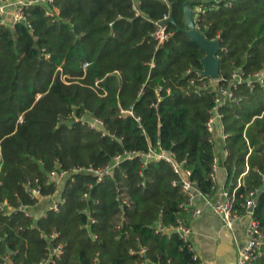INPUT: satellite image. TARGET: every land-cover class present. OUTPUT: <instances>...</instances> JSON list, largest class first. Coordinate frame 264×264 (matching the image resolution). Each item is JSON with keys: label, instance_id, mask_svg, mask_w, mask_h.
<instances>
[{"label": "trees", "instance_id": "16d2710c", "mask_svg": "<svg viewBox=\"0 0 264 264\" xmlns=\"http://www.w3.org/2000/svg\"><path fill=\"white\" fill-rule=\"evenodd\" d=\"M30 1L21 22L0 24V205L13 209L0 211V264H42L52 233L58 237L50 245L63 250L49 264H198L168 231L185 220L179 206L186 197L164 161L123 160L99 183L74 174L60 184L57 212L33 218L18 209L37 204L24 191L35 179L43 195L59 191L47 179L51 170L102 168L124 152L149 149L172 153L199 192L215 194V145L205 124L216 88L199 74L202 49L177 30L190 0ZM227 2L201 3L195 26L218 42L217 84L234 95L218 108L225 189H236L239 214L256 191L252 217L264 233V84H248L264 69V0ZM164 16L171 22L158 44ZM84 115L101 120L105 136L74 122Z\"/></svg>", "mask_w": 264, "mask_h": 264}, {"label": "built area", "instance_id": "2783aa9c", "mask_svg": "<svg viewBox=\"0 0 264 264\" xmlns=\"http://www.w3.org/2000/svg\"><path fill=\"white\" fill-rule=\"evenodd\" d=\"M51 1V0H49ZM199 3L195 8H192L194 23L197 20L198 15L203 12L204 7L201 3L212 1L214 3H219L223 0H194V2ZM226 6H230V0H228ZM33 3L30 0H0V24L14 26L16 23L21 22L25 18V12L28 7ZM169 17L164 16L163 19L156 23L157 30L154 34L155 39L158 44H162L166 39L167 35L165 34L166 21ZM233 78L241 81L240 75H233ZM219 80V79H218ZM218 80H212L209 84L216 88V98L214 100V106L210 111L208 121L205 124L206 131L211 135L210 141L214 143V135L217 134L218 137L224 142L225 136L221 129V115L218 112V108L227 100H232L234 95L231 89L226 88L222 85H218ZM258 82L259 84H264V69L260 72L255 73L251 80L248 82ZM121 113H129L132 115L131 111H121ZM74 122H79L82 125L86 126L88 129L101 132L102 136H105L103 131V122L95 117L84 115L81 117H74ZM219 129V130H218ZM219 133V134H218ZM224 154L226 156L227 152L224 149ZM134 157H141L145 161H164L168 163L173 172L179 177L178 181H173V186H178L183 195L186 197V201L182 203L179 207L182 212L188 214L190 217H196L201 214V210L194 206L196 198H201L204 200L210 207L212 213L216 215L224 226L227 229H231L233 225L242 219L247 220V226L245 229V242L243 246L238 250L235 264H261V259L264 255V233L261 229L260 224L253 219V210L255 207V195L256 191L250 192L248 198L245 200L244 204L241 205V208L245 210L243 214H239L234 210V193L236 189H233L230 194L229 191L224 189L222 192L223 201L211 202L212 196L209 194L201 193L196 189L195 183L189 180L190 170L184 168V162H176L175 157L172 153L165 150H152L149 149L146 153L142 152H124L121 155L115 156L107 165L102 168H83L75 167L69 170H51L48 175V181H56L61 183L66 180L68 177L78 174V173H88L93 175L96 182L99 183L106 176H110L115 166L120 162L126 159H132ZM217 172V159L214 157L213 163L211 166L210 178L214 182V189H216L215 175ZM262 179L264 181V173L262 174ZM37 179H35L32 184L29 182L24 191L32 201H37V204L44 200H49L47 211L57 212L62 199L60 197V189L58 192L52 195H43L41 193L40 186H38ZM240 185V181L237 182V187ZM88 197L86 194L83 195V199ZM123 204H127L126 201H123ZM27 207V206H26ZM25 206L19 205L18 209L23 211L27 216H30L25 212ZM251 209V210H250ZM0 211L4 212L6 215H10L13 209L5 201L0 205ZM84 212L87 213L86 210ZM89 223H95V219L89 217ZM162 230V229H161ZM168 231L175 233L178 238L185 243L186 247L193 253L192 259L198 261V264H203L196 254L193 251L192 245L188 242V237L191 233V229L188 226L187 222L183 218H178L174 225L170 226ZM44 237L43 235L40 236ZM58 237L57 233H52L46 238L48 245L45 247V250L49 253V257L46 260L42 261V264H49L53 262V258L59 257L62 254L63 245L57 244L55 246L50 245V241ZM93 239H96L95 235L91 236ZM141 253L144 252V249H141ZM94 264H98V260H94Z\"/></svg>", "mask_w": 264, "mask_h": 264}, {"label": "crops", "instance_id": "0c3cea01", "mask_svg": "<svg viewBox=\"0 0 264 264\" xmlns=\"http://www.w3.org/2000/svg\"><path fill=\"white\" fill-rule=\"evenodd\" d=\"M192 8L193 6H191V10ZM215 152L217 159L216 191L211 198V202L224 200L222 192L225 189L226 182L224 148L222 158L216 148ZM59 189H62L61 185ZM40 203L41 205L38 208H36L37 204L31 206V213H28L26 209L25 212L33 218L44 215L48 209L49 200H44L38 204ZM194 206L201 210V214L193 218L185 214V221L191 229L188 242L192 245L196 256L203 264H235L237 252L245 242L247 220L242 219L235 223L231 229H227L221 220L212 213L209 205L204 200L196 198Z\"/></svg>", "mask_w": 264, "mask_h": 264}, {"label": "water", "instance_id": "95a60500", "mask_svg": "<svg viewBox=\"0 0 264 264\" xmlns=\"http://www.w3.org/2000/svg\"><path fill=\"white\" fill-rule=\"evenodd\" d=\"M192 1L193 0H190L184 6V29L178 28L177 30L183 32L204 52V57L201 60L203 69L199 71V74L212 80H218L219 60L217 59L216 54L219 50V44L216 41H207L204 36L197 30L193 19V11L191 10ZM168 22H171L170 17L168 18L166 23ZM36 225L37 222H34V226Z\"/></svg>", "mask_w": 264, "mask_h": 264}, {"label": "rangeland", "instance_id": "374dc122", "mask_svg": "<svg viewBox=\"0 0 264 264\" xmlns=\"http://www.w3.org/2000/svg\"><path fill=\"white\" fill-rule=\"evenodd\" d=\"M191 6H192V5H191ZM194 8H195V7H194ZM214 142H215V148L217 149L218 154H219L220 157H221V156H222V153H223V148H224V146H223L222 139H221L220 137H218L217 134L214 135ZM214 153H215V155H216L215 149H214ZM221 158H222V157H221ZM221 158H220V159H221ZM57 184L60 186V183H57ZM41 202H42V201H41ZM40 205H41V203H40V204H37V205H36V208H38ZM31 209H32L31 206L26 207V211H27L28 213H31Z\"/></svg>", "mask_w": 264, "mask_h": 264}]
</instances>
